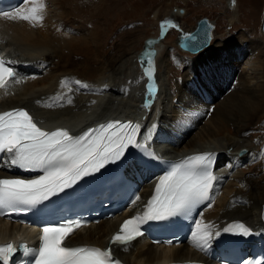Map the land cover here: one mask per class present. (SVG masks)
Returning <instances> with one entry per match:
<instances>
[{"label":"bare ground","instance_id":"6f19581e","mask_svg":"<svg viewBox=\"0 0 264 264\" xmlns=\"http://www.w3.org/2000/svg\"><path fill=\"white\" fill-rule=\"evenodd\" d=\"M227 2L234 12L229 22L233 25L236 7L232 0ZM72 5V0H24L16 10L0 16V48L16 71L0 91V112L23 108L42 130H65L74 137L112 119L136 121L142 127L137 142L142 147L135 151L148 146L169 159L214 152L219 161L211 200L200 212L191 242L179 247L154 246L141 239L127 245L109 244L122 221L143 211L152 198L156 181L144 180L131 211L77 231L67 243L108 249L121 264H214L209 259L221 238L216 233L242 223L253 234L250 244H264V170L259 168L263 161L255 165L262 158L258 142L246 135L249 123L256 125L264 108V59L258 56V47L251 52L240 48L236 57L227 53L224 58L199 59L174 90L168 61L160 63L162 70L157 73L158 64L154 55L147 56V49L104 63L99 36L92 38L81 12ZM33 7L40 19L12 18L17 11L29 14ZM165 18L167 30L176 27L182 32L184 25L172 23L176 18L171 11ZM89 60L97 64L88 67ZM139 65L145 79L137 74ZM149 70L151 78L146 74ZM244 149L247 153L238 157ZM124 163L131 168L133 158ZM11 172L5 157L0 178L12 177ZM205 227L213 235L201 249L196 233ZM33 235L0 219V243H16L22 236L31 240Z\"/></svg>","mask_w":264,"mask_h":264},{"label":"snow or ice","instance_id":"6c2138e0","mask_svg":"<svg viewBox=\"0 0 264 264\" xmlns=\"http://www.w3.org/2000/svg\"><path fill=\"white\" fill-rule=\"evenodd\" d=\"M12 18L25 21L40 19L36 7L31 8L29 14L17 11ZM146 74L151 78V70ZM14 76V71L0 60V88L4 87L7 78ZM68 102L71 103L70 100ZM139 131V124L113 121L74 137L65 130H42L22 109L0 113V154H3L0 159L6 157L11 165L43 173L35 179H0V215L6 210L21 211V206L31 208L39 205L71 188L83 177L98 173L107 164L120 160L129 145L142 147L136 140ZM212 164L213 154L205 153L190 156L174 166L160 180L148 203V211L142 217L124 221L112 243L127 245L141 235L140 226L147 221H164L209 201L213 182L217 179L212 172ZM80 223L69 221L59 226H44L36 264H119L112 261L109 250L62 246L74 225L79 227ZM236 228L243 229L238 234H250L243 225H236ZM224 231L232 232L233 229L225 228ZM219 234L216 233L217 236ZM212 235L208 227L198 231L197 246L201 249L206 247ZM21 247L25 255L32 251ZM14 251L10 244L0 247L2 264H9Z\"/></svg>","mask_w":264,"mask_h":264},{"label":"rangeland","instance_id":"374dc122","mask_svg":"<svg viewBox=\"0 0 264 264\" xmlns=\"http://www.w3.org/2000/svg\"><path fill=\"white\" fill-rule=\"evenodd\" d=\"M234 1L232 7H236L237 20L233 25L229 22L235 16L227 0H72V7L81 12L80 17L86 23L92 38L95 40L97 35L99 36L98 46L102 60L107 65L116 57L143 53L146 51L144 43L149 36L160 37L161 44L157 46L160 52L157 58V73L162 70L160 63L167 60L168 68L172 72L170 82L175 90L185 82L186 71L190 66L207 56L219 59L232 53L236 57L240 48H248L251 52L258 47V56L264 59V35L261 30L264 0ZM181 9L185 11L184 15L180 14ZM169 11L176 18L172 23H181L184 28L182 32L176 27L170 28L164 36L166 32L161 31H164V16L169 14ZM176 16H180L179 19ZM203 17L215 24L213 43L199 56L186 57L185 55L190 54L178 49V36L192 32L198 20ZM154 58L156 60L155 55ZM77 60H81V57ZM89 61L88 67L97 64V61ZM152 62L156 64L155 61ZM139 67L137 74L145 79L146 76ZM261 114V120L256 125L249 123L250 128L246 135L258 142V154L262 158L255 165L263 161L259 168L264 170V108ZM252 169L253 167L249 170Z\"/></svg>","mask_w":264,"mask_h":264},{"label":"water","instance_id":"95a60500","mask_svg":"<svg viewBox=\"0 0 264 264\" xmlns=\"http://www.w3.org/2000/svg\"><path fill=\"white\" fill-rule=\"evenodd\" d=\"M264 23V15H263ZM263 27V25H262ZM214 29V22L210 21L207 17L198 21L195 31L192 33L181 36L178 40L179 46L191 53H198L208 47L212 40V31ZM264 29V27H263ZM247 153V149L241 150L238 155L243 157ZM262 216L264 220V205Z\"/></svg>","mask_w":264,"mask_h":264}]
</instances>
